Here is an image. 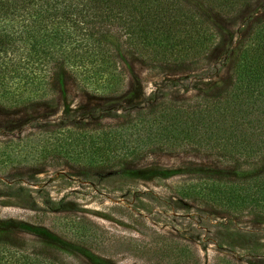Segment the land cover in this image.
Returning a JSON list of instances; mask_svg holds the SVG:
<instances>
[{"label": "rangeland", "instance_id": "1", "mask_svg": "<svg viewBox=\"0 0 264 264\" xmlns=\"http://www.w3.org/2000/svg\"><path fill=\"white\" fill-rule=\"evenodd\" d=\"M263 16L264 0H252L235 19L217 18L219 36L197 66L119 56L123 85L115 93L83 89L62 72L45 102L0 106V232L49 244L70 264H168L155 249L163 239L189 246L198 264H264V222L185 196L206 178L235 179L232 166L205 153L156 148L104 165L88 141L74 148L81 156L65 153L76 139L141 108L226 84L232 49ZM80 221L96 241L78 239L70 225Z\"/></svg>", "mask_w": 264, "mask_h": 264}, {"label": "trees", "instance_id": "2", "mask_svg": "<svg viewBox=\"0 0 264 264\" xmlns=\"http://www.w3.org/2000/svg\"><path fill=\"white\" fill-rule=\"evenodd\" d=\"M251 1L0 0V106L45 102L62 72L83 89L115 93L123 85L119 56L149 66H197L219 36L216 19H235ZM228 64L226 84L188 100L141 108L115 127L76 139L72 147L71 140L65 153L81 156L74 148L86 141L92 158L104 165L135 159L145 149L205 153L232 166L235 179L206 178L189 185L185 196L263 223L264 16L252 22ZM82 223L70 229L81 242L96 241ZM7 234L0 232V264H70L49 244L15 242ZM165 241L155 248L160 259L198 264L189 246Z\"/></svg>", "mask_w": 264, "mask_h": 264}]
</instances>
